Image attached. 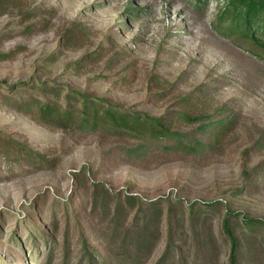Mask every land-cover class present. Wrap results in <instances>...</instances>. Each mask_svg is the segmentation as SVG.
<instances>
[{
    "label": "rangeland",
    "instance_id": "rangeland-1",
    "mask_svg": "<svg viewBox=\"0 0 264 264\" xmlns=\"http://www.w3.org/2000/svg\"><path fill=\"white\" fill-rule=\"evenodd\" d=\"M231 6L0 0V264H231L226 223L264 264V48Z\"/></svg>",
    "mask_w": 264,
    "mask_h": 264
},
{
    "label": "trees",
    "instance_id": "trees-1",
    "mask_svg": "<svg viewBox=\"0 0 264 264\" xmlns=\"http://www.w3.org/2000/svg\"><path fill=\"white\" fill-rule=\"evenodd\" d=\"M229 3L232 5L230 10L227 9V11H223L222 13L233 14L234 17L239 18V20L241 19V23L239 25L240 27H243L245 29L242 36H244L245 38H251L253 42H250V44L254 48L256 47L255 49H259L258 45L264 48V43L260 42L259 39L254 38L249 34L250 26H252L255 22H257L264 16V0H229ZM44 108H49V105L41 107V110H44ZM55 112V115L58 117L62 114L58 109H56ZM105 115L106 119L111 123H114L115 125L126 130L139 131L144 133L151 132V135L157 134L159 136H164L166 133H171L166 125H164L160 121V119L152 118L149 116L142 117L134 113L121 112L116 110L112 106L105 111ZM184 117L189 121H196L199 119L197 117H191L188 115H184ZM220 130L222 131V129ZM256 222L264 224V222L261 221ZM226 230L231 236L233 243L231 264H237V260L235 258L237 244L233 234L227 226V223Z\"/></svg>",
    "mask_w": 264,
    "mask_h": 264
}]
</instances>
